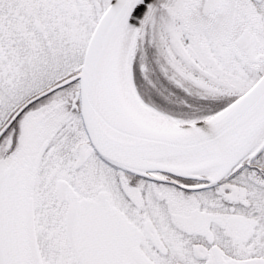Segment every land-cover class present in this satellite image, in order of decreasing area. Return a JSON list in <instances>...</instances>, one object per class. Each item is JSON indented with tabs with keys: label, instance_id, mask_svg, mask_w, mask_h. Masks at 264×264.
Returning <instances> with one entry per match:
<instances>
[{
	"label": "snow or ice",
	"instance_id": "obj_1",
	"mask_svg": "<svg viewBox=\"0 0 264 264\" xmlns=\"http://www.w3.org/2000/svg\"><path fill=\"white\" fill-rule=\"evenodd\" d=\"M0 264H264V0H0Z\"/></svg>",
	"mask_w": 264,
	"mask_h": 264
}]
</instances>
